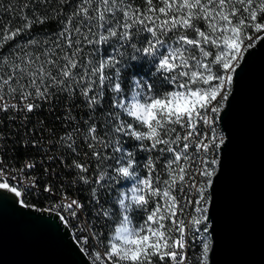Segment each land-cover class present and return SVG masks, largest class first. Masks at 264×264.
<instances>
[{
	"label": "trees",
	"instance_id": "trees-1",
	"mask_svg": "<svg viewBox=\"0 0 264 264\" xmlns=\"http://www.w3.org/2000/svg\"><path fill=\"white\" fill-rule=\"evenodd\" d=\"M263 32L264 0H0V95L48 99L26 124L0 117V153L41 161L42 181L47 168L55 190L85 203L89 193L101 197L104 240L95 235L112 259L161 264L159 252L177 238L176 208L209 201L206 187L185 184L200 162L187 153L182 164L176 158L181 113L208 106L238 49ZM132 98L152 109L148 121L129 113ZM88 124L95 156L79 141L78 126L87 138ZM34 137L48 148L29 147L26 138ZM214 151L195 152L207 174L217 170ZM85 160L100 185L93 171H85L89 188L80 183L75 164ZM34 198L41 206L50 196ZM197 217L191 214L194 232L207 233ZM123 227L154 233L143 257L121 256Z\"/></svg>",
	"mask_w": 264,
	"mask_h": 264
},
{
	"label": "water",
	"instance_id": "water-1",
	"mask_svg": "<svg viewBox=\"0 0 264 264\" xmlns=\"http://www.w3.org/2000/svg\"><path fill=\"white\" fill-rule=\"evenodd\" d=\"M205 217L208 264H264V35L231 75ZM0 264H92L63 217L0 185Z\"/></svg>",
	"mask_w": 264,
	"mask_h": 264
},
{
	"label": "built area",
	"instance_id": "built-area-1",
	"mask_svg": "<svg viewBox=\"0 0 264 264\" xmlns=\"http://www.w3.org/2000/svg\"><path fill=\"white\" fill-rule=\"evenodd\" d=\"M259 40V39H258ZM257 40V41H258ZM83 83V81H81ZM48 101L45 94L32 92V93H7L0 95V117L5 116L8 122H19L26 124L29 116L33 111L40 110L44 107ZM198 117L199 122V116ZM83 119V118H82ZM84 121V119H83ZM144 121L145 120L144 118ZM82 125H85L82 123ZM79 125L77 128L78 133L80 134V144H87L86 146L91 148L93 155L96 153V141H95V126L93 124H88V134L87 138H84V126ZM200 129V122H199ZM30 133L33 134L34 129H30ZM69 137L71 133H68ZM65 133L63 134V136ZM61 136V137H63ZM66 136V135H65ZM177 138L184 144V146H189V137L184 135L182 129L178 130ZM3 138H1L2 140ZM29 141V147H36L38 149H47L48 146L42 141H38L35 137L33 139L26 138ZM24 146L27 145L26 141H23ZM50 143V142H49ZM100 144V142H98ZM78 155V150L76 152ZM181 159V163H182ZM41 164V161H34L30 158H26L20 163L16 161L7 159L3 153H0V185L6 186L10 189L15 190L24 203L30 204L32 206H37L41 208L48 209L58 213L61 217L65 219L68 223L71 231L74 233V236L79 243L80 247L87 246L89 247V238H85L84 228H91L93 233H100V240H104L101 237L100 231V219H104L102 213L98 212V203L100 202L101 197L93 198L91 194H88L89 202L85 203L80 200L76 194L58 191L51 186L50 175L52 171L49 172L45 168L46 177L44 182L42 181V175L37 168V164ZM62 165L64 163L62 162ZM75 167L77 171L80 172V183L82 182L87 188L89 186L86 184L85 180V171H93L90 168L88 162L76 163ZM95 179L100 185V174L94 172ZM54 175V174H53ZM53 177V176H52ZM101 187V186H100ZM42 192H45L50 198L44 202L43 205L38 206L32 202L31 197L40 195ZM193 220H189L188 223ZM97 225L95 226V223ZM99 222V223H98ZM144 229V225H142ZM143 232V231H142ZM140 234V233H139ZM199 235H193V248L186 249V243L184 242L183 247L179 250H175V257L173 261H162V264H193L195 262V257L197 253V248L199 246ZM90 249V247H89ZM100 251H102L100 249Z\"/></svg>",
	"mask_w": 264,
	"mask_h": 264
},
{
	"label": "bare ground",
	"instance_id": "bare-ground-1",
	"mask_svg": "<svg viewBox=\"0 0 264 264\" xmlns=\"http://www.w3.org/2000/svg\"><path fill=\"white\" fill-rule=\"evenodd\" d=\"M260 38V35H257L250 39L249 44L246 46L248 48L251 45H254L257 40ZM245 48V49H246ZM224 91V99L221 103V106H219V111H213L210 105L206 107H199V108H193L190 107L186 110H184L181 113V128L186 135V137H189V146H184V144L179 140L178 138V147L175 151L176 158L181 161L186 156V153L191 158H195L198 166L196 168H193L189 173V177L185 184L189 186L190 188H194L195 191L200 189L201 186L206 187L207 195L210 196L209 187L211 184V179L214 174H216V171L213 173L207 174L204 172L203 169V161L204 157L202 155L196 156L195 152L196 150H199L201 153L203 152H210V148L214 147L216 151L213 152L212 157L217 162L216 167H218L219 162V149L222 146L225 134L222 130L221 126H219L218 119H219V113H221V108L224 105V102L227 98V94L225 95V83L222 84L220 87L219 95L221 96V92ZM220 98V97H219ZM218 99V98H217ZM211 102V101H209ZM215 108V107H214ZM199 116V122H200V129H199V122L198 117ZM216 120V121H215ZM214 136V137H213ZM195 156V157H194ZM206 158V157H205ZM183 162V161H182ZM182 164V163H181ZM217 169V168H216ZM204 195L201 196L200 200H204ZM210 201V197H209ZM208 203H194V204H183L179 205L176 208V215H177V221H176V229H177V238L173 242L172 245H170L167 249L162 250L159 252V257L162 261L166 259V261H173L175 257V250H179L183 247L184 242L186 243V249L193 248V235H199V246L197 248L196 253V259L193 264H208L209 257H208V251L211 246V239L209 234V227L208 223L205 220L206 214H207V208L209 206ZM188 212V215L185 213ZM194 212L198 213V222H201L203 219L206 224V232H203L200 229H197L194 232L193 227V218H191V214L193 215ZM202 218V219H201ZM144 231V230H143ZM85 232V238H89V247L83 246L81 247L85 253L87 254L90 262L92 264H129L127 262H118L112 259L107 251H104L102 249L98 236H96V233H93L91 228H84ZM133 240H137L138 237L134 236L132 237ZM139 240H141L139 238ZM100 249L102 251H100ZM132 264H147L145 262H134ZM162 264V262H161Z\"/></svg>",
	"mask_w": 264,
	"mask_h": 264
},
{
	"label": "rangeland",
	"instance_id": "rangeland-1",
	"mask_svg": "<svg viewBox=\"0 0 264 264\" xmlns=\"http://www.w3.org/2000/svg\"><path fill=\"white\" fill-rule=\"evenodd\" d=\"M264 35L260 34V38ZM259 38V39H260ZM245 48L246 45H242V47H240L238 50V54L236 56V58L234 59V61L229 65L228 71L225 74L224 78H223V83H225V95L228 94V92L230 91L231 88V75L232 72L234 70V67L236 65V60L241 57L243 55V53L245 52ZM220 92V91H219ZM224 95V91L221 92V96L219 95V93L216 95L215 98L211 99V102H207L205 103L206 105H210V107L212 108L213 111H219V106H221V103L224 99L223 97ZM220 97V98H219ZM218 98V99H217ZM204 104V105H205ZM215 107V108H214ZM152 109L147 108L145 105H143L142 103H140L139 100L132 98V100L129 103V113L132 114L134 117H136L139 120L144 121L145 120H149V118L152 116ZM220 112V111H219ZM220 114V113H219ZM127 208L124 209V211L126 212ZM125 218V216H124ZM124 229L121 231L122 235H121V239L122 242L121 243V248H122V255L121 256H127V257H131V258H136V257H143L145 250H146V243L149 241L148 238L150 239V237L152 235H154V233H150L148 232V234L143 235L144 233H140V234H136L133 233L131 230H129V228L127 227H123ZM138 237L137 240H133L132 237ZM155 236V235H154ZM139 238H141V240H139ZM153 239V237H151ZM155 238V237H154Z\"/></svg>",
	"mask_w": 264,
	"mask_h": 264
}]
</instances>
